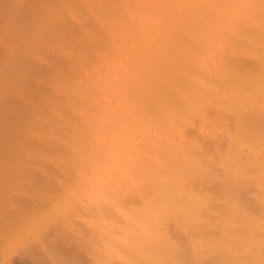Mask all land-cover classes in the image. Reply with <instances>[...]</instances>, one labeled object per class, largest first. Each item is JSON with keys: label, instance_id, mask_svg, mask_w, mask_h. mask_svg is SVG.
Here are the masks:
<instances>
[{"label": "clouds", "instance_id": "1", "mask_svg": "<svg viewBox=\"0 0 264 264\" xmlns=\"http://www.w3.org/2000/svg\"><path fill=\"white\" fill-rule=\"evenodd\" d=\"M190 2L209 26L225 9L245 55L221 75L211 43L190 42L96 97L61 175L35 184L12 161L0 247L26 264H264V0ZM35 39L0 34V104L25 99Z\"/></svg>", "mask_w": 264, "mask_h": 264}, {"label": "rangeland", "instance_id": "2", "mask_svg": "<svg viewBox=\"0 0 264 264\" xmlns=\"http://www.w3.org/2000/svg\"><path fill=\"white\" fill-rule=\"evenodd\" d=\"M100 1H103V3L106 4L108 0H21V1L20 0H0V34H3L4 31L5 33L12 32L11 34L14 37L23 38L25 36H29L35 33V37H36L35 44L32 49L31 60L26 59V58H22L21 60V67L27 73L26 78L21 83L22 94L25 97V99L23 101H20V100L6 101L8 105L5 102L3 104H0V111H1L0 118L7 117V119L0 120V123L2 124L0 125V168H1L0 169V191H2L4 188L2 180H3V173L7 169L6 166H9L11 162L14 160L18 162L22 159L20 162H18L20 163L19 164L20 166L24 165L23 167H20L21 175L24 177L25 180L30 181L35 184L45 183L49 179L61 175V173H58V171L56 172L49 165L47 167L46 165H39L38 163H36V161H34V158H32L33 157L32 155L40 153V155L42 156L46 155V158H51V156L52 158L62 156V158L65 159L64 160L65 164L70 160V156L68 155V153H66L67 155L65 154V150L63 148L62 149L57 148L54 150L53 148H50L46 145H43V147H41L42 145H40V148H39L37 144H34L32 143V141H30L31 133L34 130V129L28 130V127H27L28 125L29 126L33 125V121L31 120L32 118L31 115L35 117L41 111H42L41 114L39 113V115L36 116L35 118L43 116V114L46 115L47 114V112L45 111L46 107H44V111H43V106H47V105L48 107L52 106V104H55L56 103L55 101L58 100L56 97L57 95L50 93L51 91L48 92L49 89H47V87L51 85L52 83L53 85L56 83L59 86L60 85L63 87L65 86L64 88H68L69 86L72 87V85L76 81H78L79 79L81 80L83 78V76H81L82 78L80 77V74L83 75V72L82 70L78 71L79 67L80 69L81 67L83 68L88 67L87 69L91 68V71L93 69H96L95 72H97L98 74L100 72L101 66L105 65L106 61L107 63H110L112 61H115L117 57L118 58L121 57L120 59L126 58V56L129 57L130 53H132L131 51H133L132 47H130V43L132 42L130 41L129 43V40L132 37H133L132 38L133 40L132 39L131 40L135 42V43L133 42L132 44H137L138 42H140V44L138 45L142 46V43L140 41L141 39H137L136 37V40H135V36L130 35V33H128L126 30L123 31V29L120 26L121 24L120 25L116 24L118 27L113 25L114 28L117 27L116 31L121 29V33H119L120 31L118 32L119 34L123 35V36L120 35V38H119L120 42L122 43L121 45H118L120 43L119 40L118 41L115 40L117 41V44H116L113 37L112 39L114 42H112V39L110 40L111 37H109L108 33L107 32L103 33L105 32L104 29H102L103 30L102 32L101 29H98L99 28L98 26H97L98 28H96V25L94 23L95 21L97 22V20L102 21L103 19L105 21V19L107 20L106 17H108L109 21L108 20L107 21L109 24H111L112 21L113 23L115 21L114 20L115 18L112 17V14L111 15L108 14L107 12L108 10L106 8L103 9L104 7H102L101 9V7H98L97 3H100ZM164 1H169V0H164ZM110 3L112 4L116 2L111 1ZM118 5L124 8L125 11L133 12V10L131 9V4L129 2L119 3ZM159 11L161 13L163 12V9L159 8ZM92 12H94V15H95L94 17L91 16ZM141 12H145V8L142 9ZM192 15L194 16L193 22H196V20L197 21L199 20L198 21V25H199V23L202 21L203 15L199 16L197 10H193ZM93 19H95L94 23H93ZM111 19L113 20L111 21ZM192 24L195 27V24L197 25V22L195 24L194 23ZM187 29L188 27L185 28V26H181V25L180 27L177 28L180 34L181 33L183 34L184 32H186ZM102 33L106 37L108 35V38L106 39L105 37H103ZM86 35L88 36V39L90 38V41L87 39V37H85ZM89 35H92V36L89 37ZM93 35H95V38L93 37ZM124 35H127L125 36L126 40L122 39ZM121 40L125 41V43H123V41ZM91 41H93L94 44H92L93 42ZM86 42H88L89 45ZM114 43L115 45H118L117 48L121 46L123 50L120 47V49L119 48L118 49L121 51H119L118 49L117 51H115L116 47L115 45L113 46ZM127 44H129V47ZM86 45L88 48H86ZM103 47L105 48L103 49ZM126 47L128 48L126 49ZM81 51H82V55H81ZM121 52L123 55L121 54ZM121 55L123 56V58ZM76 56H80V57L76 58ZM109 60L110 62H108ZM102 61H104L103 64L101 63ZM74 62L76 63L74 64ZM71 65H75V66H71ZM76 66H78L77 69H75ZM91 66H94V67H91ZM70 73H72L71 76H70ZM78 73L79 75H76ZM73 75H75V77H73ZM40 82L43 84L41 85ZM40 85L43 87H41ZM43 88L44 90L47 89V91H44ZM49 101H50V105L48 104ZM44 102H47V104H45ZM6 107L8 108V111ZM61 109L62 108H60L59 110ZM62 110L61 112L64 113L65 116H66V113H68L67 118H69L70 116L69 111H65V109H62ZM10 116L13 118H11ZM25 116L27 117L25 118ZM29 116L31 117L29 118ZM3 120L4 121L7 120L6 121L7 126L5 124L6 122H4ZM29 121H32L30 122L31 124L27 123ZM12 124H15V126H13ZM17 125H19L18 128H17ZM10 127L12 128L10 129ZM30 128H34V126ZM23 129L31 131V132H27V134L30 133V135L28 134V136L26 137V134H25L26 132H24ZM18 132H20V134ZM15 133H16V136H15ZM6 137L8 138L9 141L8 140L6 141ZM15 152L19 154H16ZM29 153H32V154L29 155ZM36 165H39V166L36 167ZM31 166H34V167H31ZM37 170L42 171L41 172L42 175ZM15 252L16 250L10 249L7 246L0 247V264H26V262H22L19 260V257L16 256Z\"/></svg>", "mask_w": 264, "mask_h": 264}, {"label": "bare ground", "instance_id": "3", "mask_svg": "<svg viewBox=\"0 0 264 264\" xmlns=\"http://www.w3.org/2000/svg\"><path fill=\"white\" fill-rule=\"evenodd\" d=\"M111 1H115L117 4L116 3L111 4L110 3ZM126 2H129L131 4V9L133 10V12L132 11H125L124 8H122L118 5L119 3H126ZM97 5H98V7H101V9H102V7H104L103 9L106 8L108 10L107 11L108 14L109 15L112 14V17L115 18L114 19L115 21L113 23V21H112L113 19H111L112 23L109 24L108 23V21H109L108 17H106L108 21L106 19H105V21L102 19V21L97 20V22L95 21V19H96L95 18V19H93V23L95 21L94 24L96 25V28L99 27L98 29H101V30L104 29L105 32H103V30H102V32L103 33L107 32L109 37H111L110 40L113 37L114 41L119 40V42H120L119 38H120V35H122V34H119V33H121V29L116 31V28L118 27L117 26L118 24L119 25L121 24L120 26L123 29V31L126 30L128 33H130V35L135 36V40H136V37H137V39H141L140 41L142 43V46L138 45V44H140V42H138L137 44H132L134 42V41H132L133 37L130 38L129 43H130V41L132 42V43H130V47H132L133 51H131L132 53H130L129 57H127L124 54L126 56V58H123V56H122L123 54L121 52V54H122L121 56L123 59H120L121 57L119 56L120 58L117 57V59L115 61L110 62V60H109L108 62H110V63H107V61H106L105 65L101 66L100 72L98 74H97V72H95L96 69H93L94 71L93 70L91 71V68L87 69L88 67L87 68L81 67V69H80V67H79L78 71L82 70V72H83V75L80 74V77L83 76V78L81 77L82 78L81 80L79 79L78 81H76L72 85V87L69 86L70 88L69 87L64 88L65 86L64 87L61 85L59 86L56 83L54 85H53V83L51 85L47 84V85H49L48 87L46 86L47 89H49L48 92L51 91L50 93L56 94L57 95L56 97L58 100L55 101L56 102L55 104H52L54 102L53 101L51 103L52 106H49V107H48V105L43 106V111H44V107H46L45 108V111L47 112V114L45 113L46 115L43 114V116L35 118L36 116L39 115V113L41 114L42 111L39 112L38 115H36L35 117L33 115H31L32 116L31 120L33 121V125L32 126L26 125L28 127V130L34 129L31 133L30 141H32V143H34V144H37L39 146V148H40V145H42L41 147H43V145H46L50 148H53L54 150L57 148H61V149L63 148L65 150V154L68 153V155L71 157V154H72L74 148L79 143V138H80L83 126L85 124L86 110L94 102V100L96 99V97L98 95L102 96L107 103H111L112 99H113V96L111 94L115 91L116 85L120 83V81L122 80V78L124 76L130 75L135 69H137L138 66H142L143 71L146 75H152V74L159 75L160 74L159 73V63H160L161 58H163V60L166 61L168 64H177L179 61V58L187 51V46L190 42L195 41L197 44L202 43L204 45L209 44V42L211 43V46L215 49V52L217 54L218 70H219L221 75L227 74L228 59L229 58L239 57V56L245 55V53L241 49H239L234 43H232V41L229 38L230 25L225 19L227 13H226L225 9H223V8L218 7V8L213 10L212 14L217 18L218 23L209 26L205 23L203 18H202V21L199 23V25H198L199 20L198 21L196 20L197 25L195 24L196 22H193V17H194L192 15L193 10H197L199 16L203 15V13H201V11L198 10L197 6L193 3H191L190 0H169V1H164V0H110L109 1L108 0L106 2V4L103 3V1H100V3H97ZM144 8H145V12H141V10ZM159 8H162L163 12L160 13ZM92 10H93V8H92ZM102 11H104V10H102ZM91 16L92 17L95 16L94 12H92ZM192 23L195 24V27ZM113 25L117 26V27L114 28ZM180 25L185 26V28L188 27L187 31L184 32L183 34L182 33L180 34L177 30V28L180 27ZM112 29H114V30H112ZM182 29H184V28H182ZM4 33H5V31H4ZM103 33H102V36L107 39L108 35L106 37ZM90 36H92V35H89V37ZM125 36H127V35H124V37ZM85 37H87V39H88L87 35ZM93 37L95 38V35H93ZM124 37L122 39L126 40V37L125 38ZM113 39H112V42H114ZM88 40L90 41V38ZM96 41H98V40H96ZM117 41H115L116 44H117ZM121 41H123V40H121ZM88 42H86V43L88 44ZM91 42H93V41H91ZM108 43H109V41H108ZM115 43L113 44V46L115 45ZM123 43H125V41H123ZM92 44H94V42ZM103 44H104V42H103ZM121 44L122 43L120 42L118 45H121ZM118 45H115V47H116L115 51H117L118 48L120 49L121 46H119L117 48ZM127 45L129 47V44H127ZM107 47H108V45H107ZM128 47H126V49ZM86 48H88L87 45H86ZM104 48L105 47H103V49ZM121 49H122V47H121ZM119 51H121V50H119ZM81 55H82V51H81ZM77 57H80V56H76V58ZM107 59H109V58H107ZM103 62L104 61H102L101 63L103 64ZM75 63L76 62H74V64ZM71 66H75V65H71ZM91 67H94V66H91ZM71 68H73V67H71ZM77 68H78V66H76L75 69H77ZM71 75H72V73H70V76ZM76 75H79V73ZM73 77H75V75H73ZM76 79H78V78H76ZM50 80H51V78H50ZM42 84L43 83H41V85ZM41 87H43V86H41ZM44 88H43V90H44ZM47 89H45L44 91H47ZM47 102H44V103L47 104ZM5 103L7 104V102H5ZM44 103H42V104H44ZM48 104L50 105V101ZM60 108L65 109V111H69V115L71 117L69 116V118H67L68 113H66V116H65L64 113L61 112L62 109L59 110ZM11 109H13V108H11ZM7 111H8V108H7ZM12 112H13V110H12ZM31 116H29V118ZM26 117L27 116H25V118ZM11 118H13V117H11ZM1 119H7V117L6 118L1 117L0 120ZM6 121L7 120H5L4 122H6ZM32 121H29L27 123H30ZM5 124L7 126V122ZM17 124H19V123H17ZM0 125H2V124L0 123ZM4 125H3V127H4ZM12 125L15 126V124H12ZM19 125H21V124H19ZM19 125H17V128L19 127ZM33 126H34V128H30ZM27 127H26V129H27ZM11 128L12 127H10V129ZM20 129H21V127H20ZM26 129H23V130H24V132H26L25 134L27 137L28 134L30 135V133L27 134V132H31V131H28ZM18 133L20 134V132H18ZM9 136H11V135H9ZM15 136H16V133H15ZM28 139H29V137H28ZM7 140H8V138L6 137V141ZM54 150H52V151H54ZM35 152H37V151H35ZM15 153L19 154L17 152H15ZM30 154H32V153H29V155ZM6 155H7V153H6ZM29 155H28V157H29ZM66 155H65V157H66ZM32 156H33L32 158H34V161H36V163H38L39 165H46V167L49 165L56 172L58 171V173H62L63 165L65 164V161H64L65 159H63L62 156H60V157L58 156L55 158H52V156H51V158H46V155L42 156V155H40V153L34 154ZM20 161H18V162H20ZM67 161H68V159H67ZM39 165H36V167ZM23 166L19 165V168L23 167ZM31 167H34V166H31ZM6 168H8V166H6ZM38 172H40V174H41L42 171H38Z\"/></svg>", "mask_w": 264, "mask_h": 264}]
</instances>
